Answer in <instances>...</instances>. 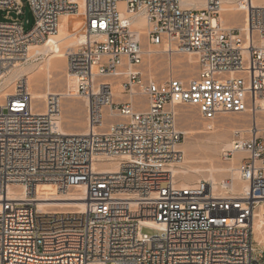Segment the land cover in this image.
I'll return each instance as SVG.
<instances>
[{
    "label": "built area",
    "instance_id": "1",
    "mask_svg": "<svg viewBox=\"0 0 264 264\" xmlns=\"http://www.w3.org/2000/svg\"><path fill=\"white\" fill-rule=\"evenodd\" d=\"M24 8L34 20L29 30ZM243 9L246 30L221 27L220 0H205L201 9H184L179 0H0V77L26 62L30 46L48 44L62 16L82 12L87 40L64 58L88 129L61 133L64 95L47 93L35 108L23 78L4 98L0 264H264L253 240L254 211L264 202V128L254 124L245 137L235 131L222 152L224 161L240 155L247 192L232 195L230 179L181 187L170 169L182 160L178 105L197 108L209 122L247 112L264 94V7L246 1ZM137 17L142 29L133 28ZM137 30L167 55L190 52L196 76L186 83L144 77ZM106 79H117L128 101H114ZM104 111L120 120L104 127ZM41 184L82 193L83 212L41 210ZM11 187L23 197H10Z\"/></svg>",
    "mask_w": 264,
    "mask_h": 264
},
{
    "label": "rangeland",
    "instance_id": "2",
    "mask_svg": "<svg viewBox=\"0 0 264 264\" xmlns=\"http://www.w3.org/2000/svg\"><path fill=\"white\" fill-rule=\"evenodd\" d=\"M19 1L24 2L25 0H19ZM238 5L239 3L238 4L236 3V6L234 5V7L236 8L235 9L236 13L235 12L233 13L235 15H233V13H224L219 11V14L217 16V22L221 25L222 28L225 29L244 28L246 22V15L244 11L239 10L240 6ZM4 15H5L4 12L0 11V22L6 21ZM33 22H34L33 16L29 12L27 17V25L24 27V29L29 30L33 26ZM140 39H141L142 50L144 55H143L142 65L141 67H139V71L142 73L144 77L152 79L156 83H164L168 81L171 77L177 78L183 81L184 83H186L196 76L198 71L197 63L195 56H193L191 53L188 54L187 52H183L179 54L167 55L164 53L163 48L149 46L145 38V35H141ZM148 51L149 54L147 53ZM150 51H151V55H150ZM63 60H62V65L59 68L60 72L58 71V72L50 73L51 78L48 80L44 79L47 77V75L41 76L40 74H38L37 70L32 71L28 74V77L32 79L31 82L27 81L26 78H23L27 81L28 90L31 96L34 93L35 94L53 93V94L66 95L67 91L65 85L67 83L66 75L68 74L66 73V62L65 60L64 61ZM39 62L40 61L35 62L34 65H36ZM29 64L30 63L22 66L27 67L29 66ZM38 77L42 79L41 83H37L34 81V79L35 78L37 79ZM17 80L18 79H14L9 84H5L3 83L4 80H1L0 82L1 105L4 101V98L1 97L2 94L13 93L14 85ZM105 81L112 84L114 99L116 102H119V100H122L123 102L127 101L126 98L121 95L122 89L120 88V82L117 79H106ZM42 101L43 100L36 101L33 99V105L35 106V108H40L42 106ZM60 110H61L60 111L61 118H59L60 120L59 122H61V128L63 131L76 132V131H81L83 128L84 129L86 128V119H85L86 108H85V102L81 98L74 97V95L67 98L64 97L61 101ZM252 110L254 109L251 107L247 112H244L242 114H222L219 115L215 120L207 122L201 118V116L197 111V108L188 105L177 106L175 110L177 128L181 133L186 130L189 131L188 135H184L182 133L183 138L178 149L182 152V162H187V163L189 162L190 165L191 164L194 166L199 165L198 167L201 168L203 167L201 170L202 173L198 174L197 176L195 175L196 177L200 176L197 178L198 181L204 180L205 182L211 183V179L209 178V176H207L208 175L207 167L208 168L216 167L222 170H227L231 166H233L232 161H234V158L231 161H224L222 159V152L228 150L227 148H225L224 144L232 142L233 134L235 131H241L242 136L244 137L246 136V131H248V129L252 126L253 123ZM256 111L257 112L254 115L256 121L255 125L257 126L258 129H263L264 110L258 106ZM110 115L112 117L104 121V127L120 120V118L116 115V113ZM206 125H210L212 128L210 130L204 128V126L206 127ZM215 135L219 136L218 138L219 142L214 141ZM235 162L236 161H234V163ZM236 167H238V164H236ZM204 174L205 177L203 176ZM222 174L215 175V179L217 183H220L221 181H224L226 179L232 180L230 173H226V174L222 173ZM190 177L192 178V180H190L191 179ZM190 177L176 176L175 179L177 183L182 181V179L183 181L187 180V182L189 181L191 182L193 180L197 182L196 179L192 177V175ZM41 189L49 194L59 195L63 193L61 191H56L52 187H47V186H42ZM58 204H59L58 202H53L43 207H40V209L56 214L73 211V208L58 206ZM260 207L264 208V202L261 203L259 206H257L255 211H258ZM143 232L145 234H152V231L147 229H144ZM258 238L259 237H256V235L253 232V240L255 242L256 248L259 250V252H262L264 259V244L263 243L260 244Z\"/></svg>",
    "mask_w": 264,
    "mask_h": 264
},
{
    "label": "bare ground",
    "instance_id": "3",
    "mask_svg": "<svg viewBox=\"0 0 264 264\" xmlns=\"http://www.w3.org/2000/svg\"><path fill=\"white\" fill-rule=\"evenodd\" d=\"M179 1H180L181 7L184 9L191 8V7H195L196 9H201L205 6V0H179ZM246 1L248 3L250 2L253 7H264V0H246ZM246 1H244V0H220V12H224V13L235 12L236 8L234 7V5L236 6V3L237 4L239 3V5H238V6H240L239 10L244 11L243 4ZM233 15H235V14L233 13ZM143 27H144V20L140 17L135 18L133 21V28L134 29H142ZM243 29H245V30L247 29L246 22H245ZM143 33H141V30H137L138 35H141ZM86 40H87V34L85 31L84 19H83L82 12H79L77 14L62 16L60 18L59 33L56 36L52 37L48 44L43 43V44H36L34 46H30L28 48V54H27L26 62L23 64H16L8 73H6L5 75L0 77V82H1V80H4L3 83L9 84L12 80L20 79V78H26L27 81L31 82L32 79H30V77H28V74L32 71H35V70H37L38 74H40L41 76L47 75L46 78H44V77L43 78L45 80H48L51 78L50 73L59 71V68L62 65V60L64 59L65 50L68 48H72V47L75 48L78 45L84 43ZM185 52H187V51H185ZM147 53L149 54V51ZM187 53L190 54V52H187ZM150 55H151V51H150ZM38 61H40V62L37 63L36 65H34V63L38 62ZM28 63H30L29 66H27V67L22 66V65H25ZM66 77H67V81H66L67 83L65 85L66 86L65 88H66L67 93H66V95H64L65 98L71 97L72 95L75 96L76 92H77L76 82H74L75 79L70 75H66ZM41 80L42 79H40L39 77L37 79L36 78L34 79V81L37 83H41ZM11 94L12 93H4V94H2L1 97L6 98L7 96H11ZM112 94H113V100L115 101L114 93H113V87H112ZM46 95H47L46 93H38V94L34 93L31 97H32V100L34 99L36 101H39V100H44ZM126 100L128 101L127 98H126ZM132 101H134V100H132ZM258 106L264 110V94L263 95H257L254 99H252V108L254 109V110H252V112H253L252 126L256 122L254 115L257 112L256 110H257ZM110 117H112V116L109 114V112H106V111L103 112V120L104 121L106 119H110ZM59 118H61V117L59 116ZM59 121H58L59 130L63 134L80 135V134H87V132H88V129H86V128L85 129L83 128L81 131H76V132L75 131L74 132L73 131L72 132L71 131H69V132L63 131L61 128V122H59ZM204 128L211 129L212 127L210 125H206V127L204 126ZM182 133L184 135H188L189 131L186 130V131H183ZM218 138H219V136L215 135L214 141L219 142ZM206 145H207V143H206ZM224 146H225V148L230 149L231 143H225ZM239 158H240V155L235 154L234 161H236L237 163L236 162L234 163V161H232L233 166H231L227 170H222V169H219L216 167H210V168L207 167L208 175L207 174L206 175L209 176V178L211 179V183L215 187L222 186V182H223V181H221L220 183H217L216 179H215V175H220L222 173H225V174L230 173L231 174V178H232L231 190L232 191L230 193L232 195H234L235 193L242 194V193L247 192L249 190L247 184L241 182L239 179V176H238V167H236V164H238ZM189 160H191V159H189ZM198 163H200V162H198ZM207 163H205V164H207ZM97 165L100 166L102 164H97ZM113 165L114 164H112V163L104 164L105 167H108V168H105V170H114L115 167ZM201 165H202V163H201ZM198 166H194L192 164L190 165L189 162L188 163L182 162V160H181L177 163L171 164L170 169L174 175L175 181H176V179H175L176 176H183V177L189 176L190 177L192 175V177L195 178L197 182H199L197 180V178L200 176H198V177H196V176L198 174L202 173L201 170L203 167L201 168ZM204 170H205V168H204ZM203 176L205 177V174ZM203 176H202V178H203ZM204 179H206V178H204ZM190 180H192V178ZM193 182H195V181L193 180L191 182L190 181L187 182V180L183 181V179H182V181H180L178 184L181 187H188V186H191L192 184H194ZM197 182H195V183H197ZM42 186L54 188L53 186H51L49 184H41L36 188V197H37L38 202H40L39 208L43 207L47 204L53 203V202H58L59 203L58 206H62V207H66V208H73V211H75L77 213L83 212L85 204L82 201V198H83L82 193L77 192V191H73L70 193H61L59 195L58 194H49L46 191L41 189ZM222 194L226 195L227 192H222ZM9 195L12 198H19V197L22 198L23 197L22 194H19V191L16 187L15 188H13V187L9 188ZM152 225L154 226V224H152ZM263 228H264V208L260 207L258 211H254V220H253V232L256 235V237H259L258 241L260 244H262V243L264 244Z\"/></svg>",
    "mask_w": 264,
    "mask_h": 264
},
{
    "label": "water",
    "instance_id": "4",
    "mask_svg": "<svg viewBox=\"0 0 264 264\" xmlns=\"http://www.w3.org/2000/svg\"><path fill=\"white\" fill-rule=\"evenodd\" d=\"M28 13H29L28 8H24V15L23 16H24L25 25H26V22H27ZM12 17H14L13 14H12Z\"/></svg>",
    "mask_w": 264,
    "mask_h": 264
}]
</instances>
